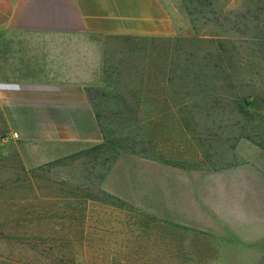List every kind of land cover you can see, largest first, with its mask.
<instances>
[{
  "label": "rangeland",
  "instance_id": "374dc122",
  "mask_svg": "<svg viewBox=\"0 0 264 264\" xmlns=\"http://www.w3.org/2000/svg\"><path fill=\"white\" fill-rule=\"evenodd\" d=\"M159 1L173 35L94 34L101 62L87 89L104 129L128 147L108 171L90 152L101 133L94 143L27 141L0 111V264H264V241L175 225L103 188L123 157L214 170L264 147V0ZM6 35L0 83L37 77L30 43ZM158 69L162 79L147 77ZM99 191L126 205L103 204Z\"/></svg>",
  "mask_w": 264,
  "mask_h": 264
},
{
  "label": "crops",
  "instance_id": "0c3cea01",
  "mask_svg": "<svg viewBox=\"0 0 264 264\" xmlns=\"http://www.w3.org/2000/svg\"><path fill=\"white\" fill-rule=\"evenodd\" d=\"M175 21L159 0H0V31L30 43L37 77L7 80L0 111L27 141L98 142L86 88L100 67L94 34L171 36ZM109 194L175 224L238 241H264V147L249 144L221 169L181 170L139 157L120 158L103 181Z\"/></svg>",
  "mask_w": 264,
  "mask_h": 264
},
{
  "label": "trees",
  "instance_id": "16d2710c",
  "mask_svg": "<svg viewBox=\"0 0 264 264\" xmlns=\"http://www.w3.org/2000/svg\"><path fill=\"white\" fill-rule=\"evenodd\" d=\"M118 36H125L126 38H134V37L149 38L151 40L155 38V36H135V35H118ZM142 73H139L140 77H142L144 75ZM129 74H130V72H129ZM146 75H147V77L153 78L154 80H157L158 78H160V79L163 78V76H162V78L160 76L159 69L158 70H154V72L148 70ZM134 76H138V75L135 74ZM89 92H90V89L86 88V93H87L88 99L90 101V104L92 106V109L94 111V115H95L96 121L98 123V127H99V130H100V133H101V137H102L101 138V142L96 144L94 147H92L90 149V152L91 153L93 152L95 154V156L99 155L100 157H103V161L105 163H107L106 171H108V169L111 166L113 160L119 155L121 150L124 149V147L126 149L128 147L123 145V143L121 142L120 138H118V139L111 138L110 137V130H105L104 129L103 125L100 122L99 114H98V112L96 110V105L94 103V97ZM127 111L129 113L132 112L130 109L127 110ZM99 193L104 197V198L101 199V202L103 204H107V205H110V206H116V205L118 206L119 205L118 207L126 205L125 202H123V201H121V200H119V199H117V198H115V197H113L111 195H108V194H106L104 192H101V191H99ZM173 224H175V223H173ZM63 264H75V262L73 260H69V262L68 261H63Z\"/></svg>",
  "mask_w": 264,
  "mask_h": 264
},
{
  "label": "water",
  "instance_id": "95a60500",
  "mask_svg": "<svg viewBox=\"0 0 264 264\" xmlns=\"http://www.w3.org/2000/svg\"><path fill=\"white\" fill-rule=\"evenodd\" d=\"M12 84L0 83V88L11 87Z\"/></svg>",
  "mask_w": 264,
  "mask_h": 264
}]
</instances>
